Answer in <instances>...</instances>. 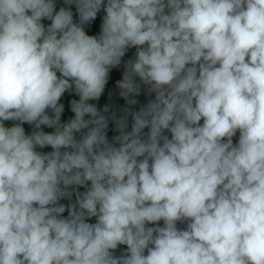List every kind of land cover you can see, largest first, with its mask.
Masks as SVG:
<instances>
[{
  "label": "clouds",
  "instance_id": "obj_1",
  "mask_svg": "<svg viewBox=\"0 0 264 264\" xmlns=\"http://www.w3.org/2000/svg\"><path fill=\"white\" fill-rule=\"evenodd\" d=\"M65 3L0 0V264H264V0Z\"/></svg>",
  "mask_w": 264,
  "mask_h": 264
},
{
  "label": "crops",
  "instance_id": "obj_2",
  "mask_svg": "<svg viewBox=\"0 0 264 264\" xmlns=\"http://www.w3.org/2000/svg\"><path fill=\"white\" fill-rule=\"evenodd\" d=\"M55 5H56V11H59V9L61 7H65V8H69L72 12H73V19L75 22H79V14L77 12L76 9V5L75 4H71L68 5L65 3V0H55ZM105 15V12L103 11V9H101V11L97 14V18L95 19V21H93L91 24L86 25L85 26V31L87 34L89 35H98L99 31H100V26L102 23V18ZM45 27L49 26L51 24V21L48 19H43L41 21ZM136 49L132 48L130 49L125 57L123 58L124 61H127L128 59H132L134 58V54H135ZM123 64L121 65L120 68L118 69H113L110 72V78L108 81V84L105 87V91L102 94L101 98L98 101H89V103H94L96 104L98 110H100L101 112H103V109L105 106H107L109 108V113H107V115H111L112 113H115L118 117L120 115H122V109H124L125 107H128L130 109V111H132V106L133 105H127L126 101L119 95V89L116 85V81L121 80L123 77ZM76 99L78 100L79 97L75 95L74 92H66L64 94V96L61 99V103H63L64 105V112L62 113L61 116V123H67L70 119H72L74 117V113L71 111V105L70 102ZM135 99L138 101L137 106L142 107L145 104H147L149 99H154V94L152 96H148L145 94V91H141V94L137 97H135ZM51 111L49 110V115H51ZM88 117H86L87 119ZM19 123L18 121H5L4 124L6 127H11L14 124ZM131 123H132V118L131 116H129V131L131 130ZM202 123V121H201ZM25 129V133L26 134H31L32 131L34 130V126L33 125H29L27 123H24L22 125ZM41 129L46 132V133H52L55 131V128H51V127H47L42 125ZM116 126L115 123L110 119L109 120V127H108V131H107V135L109 140L111 141L112 138L115 135H118L119 133L115 130ZM87 130H83V132H86ZM145 133H147L148 129L144 130ZM83 132L81 133H76L75 134V139H81V136L83 135ZM167 135L170 136L169 133H165ZM239 138V132H237L236 136L233 137V142L234 144L238 141ZM53 149L50 146H46L44 148H37V151L42 152V153H47L52 151ZM90 186V185H89ZM86 189L84 187H79L78 189H76V191L79 192H84ZM69 191H73L72 188H69ZM73 198L76 199V195L75 193H73L72 195ZM60 204L65 205L66 207V211L62 214L63 217H67L68 216V203L65 201L64 198H62L59 201ZM90 223H95V218H91L90 219ZM160 223H163L162 221ZM187 227V226H186ZM186 227L182 228L185 229ZM126 245H121L119 246V248L116 250L115 255L120 256L121 254H123L124 252H126Z\"/></svg>",
  "mask_w": 264,
  "mask_h": 264
},
{
  "label": "trees",
  "instance_id": "obj_3",
  "mask_svg": "<svg viewBox=\"0 0 264 264\" xmlns=\"http://www.w3.org/2000/svg\"><path fill=\"white\" fill-rule=\"evenodd\" d=\"M139 109H140V107L137 105L132 106V111H139ZM76 140L79 141L80 139H76ZM64 199L68 203V205H71V204L76 202V199L73 197H71V199H68V198H64ZM88 222L90 223L91 221L88 220ZM160 226H163V223H160ZM177 226H178V228L182 229V228L187 226V222H178ZM145 254H147V252H145Z\"/></svg>",
  "mask_w": 264,
  "mask_h": 264
}]
</instances>
